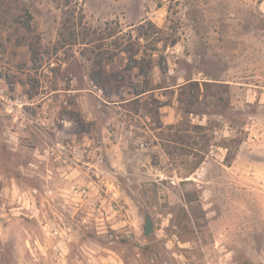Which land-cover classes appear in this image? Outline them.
I'll use <instances>...</instances> for the list:
<instances>
[{"label":"rangeland","instance_id":"1","mask_svg":"<svg viewBox=\"0 0 264 264\" xmlns=\"http://www.w3.org/2000/svg\"><path fill=\"white\" fill-rule=\"evenodd\" d=\"M9 1L0 264H264V0Z\"/></svg>","mask_w":264,"mask_h":264},{"label":"built area","instance_id":"2","mask_svg":"<svg viewBox=\"0 0 264 264\" xmlns=\"http://www.w3.org/2000/svg\"><path fill=\"white\" fill-rule=\"evenodd\" d=\"M0 104L4 110L14 121L27 120V107H31L32 103L24 102L19 96H13L9 88L0 84Z\"/></svg>","mask_w":264,"mask_h":264},{"label":"trees","instance_id":"3","mask_svg":"<svg viewBox=\"0 0 264 264\" xmlns=\"http://www.w3.org/2000/svg\"><path fill=\"white\" fill-rule=\"evenodd\" d=\"M14 1L18 4L16 6V10H15L16 11V14L20 15L21 13H25L26 16L28 17V22H29V20L31 18V15H30L29 11L26 10V7L23 5V3H21V1H19V0H14ZM0 5H2V7H8V8H10L11 1H9V0H0ZM18 20H19V18H18ZM28 22L25 25V28L27 30H31V25ZM99 64H101V63H99ZM91 80L97 86L100 85V82L98 81V78L96 77V75L93 74V77H91Z\"/></svg>","mask_w":264,"mask_h":264},{"label":"water","instance_id":"4","mask_svg":"<svg viewBox=\"0 0 264 264\" xmlns=\"http://www.w3.org/2000/svg\"><path fill=\"white\" fill-rule=\"evenodd\" d=\"M153 221L152 219L148 216L146 218V224H145V228H144V234L146 236L150 235L151 233H153Z\"/></svg>","mask_w":264,"mask_h":264}]
</instances>
